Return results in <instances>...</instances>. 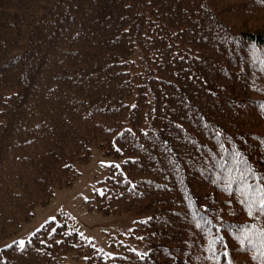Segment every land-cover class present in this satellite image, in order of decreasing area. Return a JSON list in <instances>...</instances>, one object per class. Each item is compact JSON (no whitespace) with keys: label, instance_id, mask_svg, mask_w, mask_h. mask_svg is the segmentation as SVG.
<instances>
[{"label":"trees","instance_id":"obj_1","mask_svg":"<svg viewBox=\"0 0 264 264\" xmlns=\"http://www.w3.org/2000/svg\"><path fill=\"white\" fill-rule=\"evenodd\" d=\"M83 1L86 6L75 0H0L2 6L15 4L18 7L10 13L20 16L18 23L22 25L26 40L30 39V34H37L31 31V23L43 28L49 24L46 30L49 31L48 39L51 38L33 48L26 44L24 48L18 44L17 47L15 43L21 29L18 28L19 34L13 36L9 28L0 25V60L13 61L9 66L12 71L5 75L0 73V211L12 219L18 211L32 214V203L49 199L56 189L70 187L71 176L69 170H65L69 164L64 166L57 162L58 157L66 159L78 155L81 159L88 155L90 144L97 142L108 144L110 148L117 129L132 127L138 122L148 124L147 119L158 129L159 136L167 140L164 136L170 124L162 125L168 119H164L158 105L166 102L170 107L176 103L174 99L167 100L163 92L170 93L167 86L178 81L184 83L180 91L191 94L198 91L200 83L198 68L185 54L190 56L195 52L194 57L206 60L202 69L209 71L205 75H209V80L215 79L220 72L230 75L228 67L234 66L236 76H232V87L237 83L242 85L240 89L253 99L256 108L248 116L236 111L230 117H239L236 126L241 125V118L250 121L245 128L258 130L256 133L248 130L250 137L264 136V36L261 38L242 29L244 16L246 19L264 16V0H244L243 10L230 0ZM66 3L69 5L65 8ZM170 4L182 11L180 22L169 16L171 13L166 7ZM246 8L249 11L245 13ZM196 10L199 11L196 13ZM196 14L207 15V22L203 21L205 26L191 20ZM183 17L190 20L184 23ZM26 26L29 28L25 29ZM210 33L213 37L224 38L223 42H216L224 46L223 50L213 43ZM34 50L39 52L40 59L25 75L26 62L31 60ZM199 59L194 60L195 63ZM17 66L20 74L14 68ZM189 72H195V76ZM28 77L44 78L43 88L31 91L28 84L33 81ZM207 85L213 87L211 82ZM177 117L181 118L175 121L179 125L184 126V121H188L186 113ZM121 122L118 128L104 125ZM100 131L106 136L98 137ZM116 139L123 148L132 149L131 145L135 144L123 137ZM204 140L202 137L201 143ZM260 144L255 145L257 150ZM177 155L183 157L179 152ZM167 161L166 158L161 160L158 167ZM146 163V171L159 178L160 173L153 171L156 166ZM263 164L264 161L255 163L257 175L264 176V168L258 172ZM136 172L135 166L127 171L129 175ZM241 175L247 172L241 171ZM196 196L187 187L177 198V209L190 206L188 198L196 199ZM3 199L12 208L11 212L4 208ZM163 199L154 193L146 197L150 205ZM127 203L124 198L115 199L110 208L152 217L161 215L159 212H177L171 204L153 211V207H149L150 211L137 209L143 206L120 208ZM158 218L163 220V226L172 220ZM49 223L56 227L59 238L68 242L69 248L60 244L39 264H60L69 249L72 252L66 264H82V255L70 245L76 239L71 241L68 217L59 211ZM151 231L148 225H143L139 232ZM150 234L145 240L147 261H159L162 254L155 252L157 240H148Z\"/></svg>","mask_w":264,"mask_h":264},{"label":"rangeland","instance_id":"obj_2","mask_svg":"<svg viewBox=\"0 0 264 264\" xmlns=\"http://www.w3.org/2000/svg\"><path fill=\"white\" fill-rule=\"evenodd\" d=\"M75 2H81V5L86 3L83 0H75ZM69 3H66L65 8L68 7ZM16 7L15 4H10L9 7L2 6L0 4V25L9 28V32L14 34H19L18 32L21 29L20 34L18 35L17 42L15 45H21L20 47L24 48L25 44L28 48H33L38 43L45 44L49 42L48 39V28L50 25H46V28L39 27L37 24L31 23V31L37 32V34H30V39L26 40V36H24V31H22V25L18 22L20 21V16L11 15L10 9ZM177 7V6H176ZM175 5L170 4L166 9L171 13L170 17L175 18L176 22H180V18L182 15V11H178ZM199 11V10H198ZM196 10V13L198 12ZM240 16L243 15L238 13ZM193 14H190L191 16ZM204 17V18H203ZM207 15H202L199 21L207 22ZM246 16L243 17V25L245 24ZM39 20L37 17L36 21ZM13 22V23H12ZM209 24V21H208ZM12 25V26H11ZM264 29V16L258 18V26ZM20 28V29H18ZM29 27H25L28 29ZM1 33V31H0ZM39 37V38H38ZM44 38V39H43ZM15 40V38H14ZM194 44L197 41L193 42ZM189 44V43H188ZM191 45V44H189ZM18 47V46H17ZM193 49H198L196 45H191ZM260 52V51H259ZM47 57V56H46ZM40 59L39 52L34 50L33 55L31 56V60L26 62L25 65V75L31 72L36 63ZM1 63V61H0ZM18 67V66H17ZM19 74L21 73L20 68L18 69ZM6 68V69H5ZM1 68L0 73L7 74L10 71V68ZM12 71V70H11ZM228 71L230 73V78H226L222 72L218 73V76L215 79H208V76L205 77L209 73L206 69L199 68L197 72V77L200 76L199 79V88L197 86V92L191 94H186L180 91V88H184V83L174 82L173 85L167 86L170 89V93L164 91L166 99L172 100L174 99L175 105L166 104L163 102L161 105H158L159 109L163 112L164 119L166 120L165 124H170V129L166 134L168 140H170L175 149L174 152H179L183 157L181 158L179 155L176 156L178 161V166L174 167L168 164L171 160L168 157V161L165 165L161 167V175L159 180L165 184L168 190L161 192V197L167 201H170L173 204V208L177 203L178 196L181 197V193L183 195L184 190L187 187L191 188L193 194L197 195L196 198L201 202V204H208L209 208H214V204L211 201V195H205V190L207 189L209 194L215 195V191L212 188H208L212 182L210 171H208L207 167L204 165L202 160V156L204 155L203 150L200 148L201 138L203 137L198 133L200 130H204L207 134H212V127L207 124V127L204 128L201 123V119L206 120L212 124L217 123L218 127L227 126L232 129V131L236 132L240 127L235 124L238 123V119H235L236 116L233 115L231 118V114L238 111L239 113L252 114L253 110L256 108L255 103L252 101L253 99L248 96L246 91L240 89L242 85L237 83V86L232 87V76H236V72L234 70V66H229ZM189 74L193 77L195 76V72H189ZM188 76V74H187ZM201 76H204V79H201ZM228 76V75H227ZM46 76L44 75V78ZM44 78H33L29 80L33 81L28 87L31 91L40 90L43 88ZM185 82L184 80H182ZM213 85L212 88H209L207 84ZM241 83V82H240ZM244 85V84H243ZM245 88V86H244ZM194 103V104H193ZM157 106V105H156ZM201 109L203 111H201ZM174 112L173 114H171ZM186 113L188 116V121H184L187 124L183 123L182 125H176L172 121H176L181 119L180 116ZM135 116V115H134ZM197 116V118H196ZM143 121V120H142ZM198 121L197 126L198 130L195 127V123ZM131 122V121H130ZM105 126L110 127H120L122 122L119 125L113 124H104ZM142 125H148L146 122L141 123L138 122L135 126L133 125V130L130 132V135L125 134L123 136L124 139H128L130 142L136 143L137 148L135 153L145 160L153 155L154 162L153 165H156L158 161L162 160L160 153L161 147L157 146L155 140L151 137V133L148 134H140L139 127ZM161 129V128H160ZM246 132L250 130L253 133L258 132L254 127L245 128ZM98 137H105L106 134L103 131H100ZM132 136V140L130 139ZM119 145V141L116 142ZM94 145V146H92ZM102 145V146H99ZM92 146V148H91ZM179 148V151H178ZM192 154V156H191ZM174 154H171L173 156ZM161 158V159H160ZM117 158L110 155V148L108 144H101L97 142L95 144H90V149L88 155L79 159L78 155L73 158L58 157L57 162H61L64 166L67 164H72L77 167L78 174L76 177L73 172L70 171L71 167H67L65 170H69V174L71 178H74L71 181L70 187L68 189H56L54 195L49 199L42 202V200L38 202L32 203L31 209L32 214L21 213L18 211L17 216L15 218H11L6 216L5 213L0 211V246L5 245L6 242L16 238L21 237L24 238L30 233V230L36 226L45 216L49 214H53L56 208H70L75 210L77 217L80 220V224L84 229H87L89 234L98 236L101 230V227L104 225H121V226H129L134 220V217L139 215H134L129 211H122L120 209L113 211L109 214H104L101 211H96V209L91 208L87 212H85V208H80V203L82 198H86L91 189L89 186L88 189H85L87 186L84 184L91 180L96 172H104L109 163L117 162ZM264 168V166H263ZM147 186V185H145ZM149 189V188H148ZM127 200L129 203L122 205L120 208H135L136 206H143L141 208H155V204H149L147 200L145 202H141V199L138 198H130ZM185 199V198H182ZM4 208L8 210V212L12 211L10 205L4 201ZM133 206V207H132ZM1 208V207H0ZM184 208H190V206H185ZM14 211H17L14 209ZM161 217H165L166 220L172 218L171 222L166 226H163L161 222L160 232L165 235V238L170 240L167 243L169 248L168 258L164 256V260L166 261L164 264H187L189 258L192 257V253L194 250V243H177L176 241L181 237V230L179 225H181L183 218L180 216V213L177 215H173V213L166 211L165 213L159 212ZM146 215H140L139 217H144ZM38 221V223H36ZM51 251H48L51 254ZM33 259L26 257H13L15 260L14 264H36L40 261V258L37 256H31ZM141 264V263H140Z\"/></svg>","mask_w":264,"mask_h":264},{"label":"bare ground","instance_id":"obj_3","mask_svg":"<svg viewBox=\"0 0 264 264\" xmlns=\"http://www.w3.org/2000/svg\"><path fill=\"white\" fill-rule=\"evenodd\" d=\"M230 1L237 8L243 10L242 5L245 4L244 0ZM16 10V7L10 9L11 12H15ZM247 11H249L248 8L244 10L245 13ZM200 17V14H196L191 20L194 23L198 22L199 24L205 26L203 22L198 20ZM189 20V18L183 17L181 21L186 23ZM242 29H245L248 33L256 34L261 38L264 36V29L261 27V25L258 26V19L254 17L245 19V24L243 25ZM208 35L214 44L221 46V50L224 49L222 44L216 43L223 42L224 38H218L216 36L213 37V33ZM12 65L13 61L9 62V64H6V67L9 68V66ZM205 65L206 60L203 58L199 59L195 63V66L198 69ZM225 77L229 79L230 75H226ZM199 88L201 87L198 86V89ZM201 111L203 110L201 109ZM235 119H239V117H236ZM241 119V125L236 132L232 131V129L227 126H222L219 128L217 123L212 124L201 119L200 125L206 128L207 124H209L216 134H218V138L215 141L206 142L207 146L200 145L204 155L207 154L205 160L210 165L212 171L216 174L214 178H219L212 186V189L216 193L215 200L218 206V208H216V212L211 215L215 220L224 219L226 214L236 221H244L247 216L248 218L251 217L249 216L245 206L249 196H254L253 189H256L257 187L252 184V182H255L256 179L251 175L254 173L256 166L255 163L259 164L264 161V156L262 155V153H264V136L250 137V132L243 131L250 121L243 118ZM257 144H260L258 150L255 148V145ZM246 160L248 161L246 162ZM263 166L264 164L258 169V172H261ZM241 171H246L248 174L246 176L247 181L243 183L240 182ZM238 183H240V191L236 192L232 189V186ZM256 211L257 208L254 206L253 214H255ZM239 224L243 226H232L226 231L225 240L229 245L236 249L227 252L230 253V258L232 261L236 263L247 262L251 255L253 260H257L253 257L258 255L257 248L260 245L258 233L260 232L259 229H263V227L260 223L255 225L251 222L250 227L245 226L244 222H239ZM179 227H184L183 222L182 225H179ZM240 229H247L249 237L251 238L253 244H255L257 247H253L251 244H249L247 238H244L243 240H238L236 238L237 236H243L244 232H242Z\"/></svg>","mask_w":264,"mask_h":264},{"label":"snow or ice","instance_id":"obj_4","mask_svg":"<svg viewBox=\"0 0 264 264\" xmlns=\"http://www.w3.org/2000/svg\"><path fill=\"white\" fill-rule=\"evenodd\" d=\"M255 194H259L258 199L255 198ZM253 195H254V198L249 203L248 208H247L249 216H252L254 206H256L257 210L260 213L264 214V189H253ZM258 236L260 239V245L257 248L258 255L254 256L253 258L259 260L260 264H264V229L260 230V232L258 233ZM236 238L238 240H243L244 238H247L249 244H251L253 247H257L255 244H253L251 238L249 237V233L247 231H244L243 236H237ZM213 243L214 241L210 242L209 250H212ZM18 244H19V247L21 248L24 247L23 241H19Z\"/></svg>","mask_w":264,"mask_h":264}]
</instances>
